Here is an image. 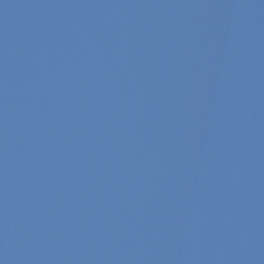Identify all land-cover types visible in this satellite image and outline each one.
I'll return each mask as SVG.
<instances>
[{"label": "water", "instance_id": "1", "mask_svg": "<svg viewBox=\"0 0 264 264\" xmlns=\"http://www.w3.org/2000/svg\"><path fill=\"white\" fill-rule=\"evenodd\" d=\"M0 264H264V0H0Z\"/></svg>", "mask_w": 264, "mask_h": 264}]
</instances>
